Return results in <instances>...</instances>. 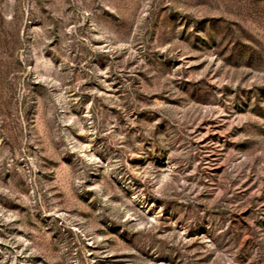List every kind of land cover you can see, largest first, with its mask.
I'll list each match as a JSON object with an SVG mask.
<instances>
[{
	"label": "rangeland",
	"instance_id": "1",
	"mask_svg": "<svg viewBox=\"0 0 264 264\" xmlns=\"http://www.w3.org/2000/svg\"><path fill=\"white\" fill-rule=\"evenodd\" d=\"M0 264H264V0H0Z\"/></svg>",
	"mask_w": 264,
	"mask_h": 264
}]
</instances>
